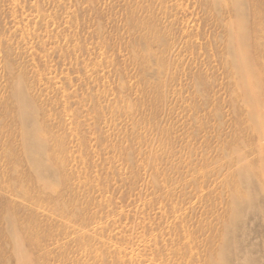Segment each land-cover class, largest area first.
<instances>
[{
	"label": "rangeland",
	"instance_id": "rangeland-1",
	"mask_svg": "<svg viewBox=\"0 0 264 264\" xmlns=\"http://www.w3.org/2000/svg\"><path fill=\"white\" fill-rule=\"evenodd\" d=\"M219 1L0 0V264H264V0Z\"/></svg>",
	"mask_w": 264,
	"mask_h": 264
},
{
	"label": "bare ground",
	"instance_id": "bare-ground-1",
	"mask_svg": "<svg viewBox=\"0 0 264 264\" xmlns=\"http://www.w3.org/2000/svg\"><path fill=\"white\" fill-rule=\"evenodd\" d=\"M221 1V0H220ZM219 1V2H220ZM223 1V0H222ZM225 1V0H224ZM227 1V0H226ZM257 3H259V5H262V2L260 1V0H258V2ZM246 4V3H245ZM248 4V3H247ZM249 4H250V2H249ZM249 9V8H248ZM259 10V9H258ZM223 11V10H222ZM249 12V11H248ZM235 13V12H234ZM250 15V14H249ZM250 18V17H249ZM233 20V19H232ZM249 20V19H248ZM234 29V28H233ZM236 29V28H235ZM242 30V29H241ZM234 32H236V30L234 31ZM242 32V31H241ZM237 35V34H236ZM242 36V35H241ZM237 37V36H236ZM239 38H240V36H239ZM241 44V43H240ZM241 51V50H240ZM241 55H242V52H239ZM240 54H237V56H239ZM236 57V56H235ZM234 57V58H235ZM240 57V56H239ZM237 58V62H238V57H236ZM242 59L244 58V57H241ZM246 59V57L244 58V60ZM240 60V62L239 63H241V59H239ZM244 60H242V62L244 61ZM245 62V61H244ZM234 63H236V61L234 62ZM241 65V64H240ZM243 66H245V64L243 63ZM236 67H237V65H236ZM246 67V66H245ZM245 67H242V65H241V67H239L238 66V68L240 69V68H242V70H243V68L245 69ZM237 68V69H238ZM240 71V70H239ZM244 71V70H243ZM243 71H242V73H243ZM245 71H248V70H246L245 69ZM246 74H248V73H246ZM243 76H245L244 74H242ZM249 75V74H248ZM247 75V76H248ZM250 84V83H249ZM20 89V88H19ZM23 91H18V95H23V93H22ZM241 92V91H240ZM23 100V99H22ZM25 101H27V99H25ZM24 107V106H23ZM27 107H29L28 105H27ZM26 107V109L23 111V115H22V117H27L28 115H30V109L29 108H27ZM21 117V118H22ZM257 127V126H256ZM25 135L27 136V138H29L30 137V134L29 133H26L25 132ZM25 140V139H24ZM30 144V143H29ZM46 186V185H45ZM54 189V188H53ZM49 192V191H48ZM51 193V192H50ZM25 243V242H24ZM18 252V251H17ZM19 256H21L22 257V254L21 253H19L18 254ZM23 257H24V255H23ZM21 259H24V258H21Z\"/></svg>",
	"mask_w": 264,
	"mask_h": 264
}]
</instances>
